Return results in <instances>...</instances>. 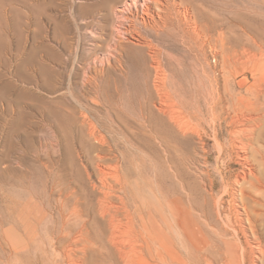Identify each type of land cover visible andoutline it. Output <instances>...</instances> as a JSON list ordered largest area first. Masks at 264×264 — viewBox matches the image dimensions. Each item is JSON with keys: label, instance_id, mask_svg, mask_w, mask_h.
Returning <instances> with one entry per match:
<instances>
[{"label": "rangeland", "instance_id": "obj_1", "mask_svg": "<svg viewBox=\"0 0 264 264\" xmlns=\"http://www.w3.org/2000/svg\"><path fill=\"white\" fill-rule=\"evenodd\" d=\"M127 1L0 0V264H31L35 241L47 243L50 218L45 214L47 201L39 196L43 183L55 189L74 183L75 166L86 177L77 129L84 119L104 116V104L201 107L211 93L226 106L264 108V0H170L181 22L186 13L197 21L192 50L182 42L159 44L153 27V19L159 21L156 9L145 15L147 30L140 24L142 9L138 16L136 9L134 16L127 14L131 21L118 19L114 12ZM182 24L194 30L186 21ZM119 29L130 33L119 35ZM221 34L226 35L225 44ZM115 43L122 47L119 53L111 48ZM203 71L211 76L213 92L205 76L194 80L196 72ZM213 125H203L209 157L207 165L200 162L206 169L203 179L212 174L218 180L225 169L223 177L232 183L241 167L234 157L225 156L227 152L221 154L227 136L224 132L216 140ZM52 131L62 143L61 156L54 152ZM194 147L197 156L203 155L198 138ZM194 178L215 225L209 228L205 218L198 223L202 243L208 230L215 235L221 228L218 209L224 219L242 209L235 203L234 210L221 181L212 196L197 172ZM47 254L53 257L51 251Z\"/></svg>", "mask_w": 264, "mask_h": 264}, {"label": "bare ground", "instance_id": "obj_2", "mask_svg": "<svg viewBox=\"0 0 264 264\" xmlns=\"http://www.w3.org/2000/svg\"><path fill=\"white\" fill-rule=\"evenodd\" d=\"M169 1L130 0L114 13L118 19L131 21L127 14L134 16L136 9L138 16L142 9L140 24L147 30L145 15L156 9L159 21L153 19L157 27L153 29L159 44L182 42L192 50L197 21L186 13V25L194 30L183 28L185 21L174 11L176 3ZM121 29L116 31L119 35L130 33ZM223 34L220 40L225 44ZM111 48L117 53L122 50L118 43ZM195 75L194 80L205 76L213 92L209 74ZM146 105L104 104V116L84 119L77 132L86 177L75 166L74 183L58 182L56 189L43 183L39 196L47 201L45 214L50 218L45 227L47 243L35 241L31 264H264V108L226 106L211 93L205 95L201 107L160 104L153 109ZM204 124H214L216 140L226 133L221 154L227 152L225 156L234 157L241 167L232 183L223 177L225 169L219 171L218 180L212 174L210 183L203 179L206 169L200 162L207 165L209 161ZM195 138L201 141L203 155H196ZM58 140L54 152L61 156ZM64 156L69 159L71 154L67 151ZM39 165L43 168L41 159ZM195 172L207 193L213 196L221 181L234 210L235 203L242 209L241 214L236 211L226 219L218 209L221 228L215 235L208 230L202 243L198 223L205 218L209 228L215 225L208 218L206 199H201L194 185ZM48 251L53 253L51 259Z\"/></svg>", "mask_w": 264, "mask_h": 264}]
</instances>
